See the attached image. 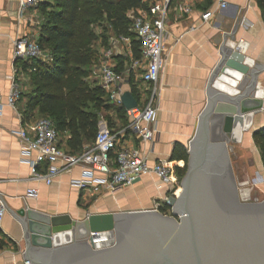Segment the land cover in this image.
Instances as JSON below:
<instances>
[{
  "label": "crops",
  "instance_id": "0c3cea01",
  "mask_svg": "<svg viewBox=\"0 0 264 264\" xmlns=\"http://www.w3.org/2000/svg\"><path fill=\"white\" fill-rule=\"evenodd\" d=\"M188 1L192 6L190 14L180 16L176 10V0L171 2L167 14L163 67L159 73L154 100L157 112L151 125L156 130L154 138L152 142H143L129 129L125 136L126 144L148 153L150 163L160 158L170 159L175 143L182 144L188 150L198 115L206 104V84L219 60V50L224 41L228 46H239L251 64H264V10L259 0H226L227 7L222 10L218 8L217 0ZM146 7L144 4L135 11L143 13ZM205 10L213 12L207 21L201 18ZM39 14L36 7L21 16L18 14V0H0V199L7 205L0 223V264H24L22 230L10 211L27 207L50 215L69 214L74 219H83L95 213L151 209L154 200L164 198L167 193L165 185L158 179L144 176L134 185L114 192L84 195L83 191L71 184V180L80 177V166L59 175L51 185L29 179V165L21 156L16 133L29 127L41 116L37 110L23 115L30 68L24 70L14 61L13 48L14 42L21 37L37 40L40 34ZM98 43L99 51L102 47L101 39ZM115 53V56L127 59L122 64L113 59L116 70L124 75L122 92L130 91L137 97L138 105L143 106L152 88L141 80V69L130 68L131 44H120ZM13 67L17 70L21 93L12 107L7 104V96ZM258 86L263 91L262 97L257 95L262 99V107L254 115L251 130L243 133L239 145L252 150L256 159L255 177L264 180V167L252 138L253 131L264 127V72L258 74ZM113 113L108 114V119L104 115L113 131L129 124L126 113L123 116ZM67 139L68 133L60 134L62 147L69 151ZM171 161L174 164V175L178 176L176 168L182 167L184 161ZM95 175L100 176L99 173ZM28 187H35L37 196L23 199ZM14 247H17V252Z\"/></svg>",
  "mask_w": 264,
  "mask_h": 264
},
{
  "label": "water",
  "instance_id": "95a60500",
  "mask_svg": "<svg viewBox=\"0 0 264 264\" xmlns=\"http://www.w3.org/2000/svg\"><path fill=\"white\" fill-rule=\"evenodd\" d=\"M219 56L188 142L181 190L169 197L170 214L140 209L74 219L27 207L10 211L22 230L24 263L264 264V199L241 196L230 160L232 144L251 130L262 107L257 92L264 64H251L225 41ZM121 102L126 109L138 104L130 91L122 92ZM103 232L111 243L95 245L98 236L91 233Z\"/></svg>",
  "mask_w": 264,
  "mask_h": 264
},
{
  "label": "built area",
  "instance_id": "2783aa9c",
  "mask_svg": "<svg viewBox=\"0 0 264 264\" xmlns=\"http://www.w3.org/2000/svg\"><path fill=\"white\" fill-rule=\"evenodd\" d=\"M43 0H18V14L23 15L27 10L36 8ZM146 4L145 12H136L130 9L127 16L131 22L130 30L136 35L140 43V56L131 57L130 68L141 69V80L151 86V94L145 104L126 109L129 124L126 127L113 131L101 116V124L92 143L84 146L79 153H70L61 145L60 132L49 117L37 118L29 127L20 129L16 134L20 142V153L29 165V179L51 185L61 174L70 172L80 166L82 172L79 178L71 180V184L83 191L84 195H99L103 192H114L126 186H132L144 176L158 179L166 187V196L154 200L151 209L161 211L163 206L170 214L169 197H176L180 190V180L174 175V164L168 158H160L149 162L148 153L139 148L126 144L127 130L135 132L143 142H152L156 130L152 125L157 107L154 103L156 85L159 73L163 67L164 40L167 34V14L173 0H140ZM176 10L180 16L188 15L192 6L188 0H176ZM220 10L227 7L226 0H217ZM211 10H205L201 18L207 21L212 16ZM97 32L100 30L97 28ZM241 41V40H240ZM108 46L98 51L99 61L93 69L92 77L106 93L108 100L118 106L121 102L123 73L115 68L114 56L119 44L130 46L128 36L118 35L108 39ZM239 47V46H235ZM121 50V49H120ZM119 51V50H118ZM123 52V51H119ZM46 53L36 40L21 37L14 42L13 59L48 60ZM16 68L13 67V76L7 96V104L14 106L21 93V86L16 77ZM0 108L2 105L0 104ZM95 173H99L97 177ZM262 181V180H261ZM244 189L243 198L249 193ZM35 187H28L23 199L37 196ZM6 213V204L0 199V223ZM98 236L95 245H109L112 241L109 233H91ZM28 264V263H24Z\"/></svg>",
  "mask_w": 264,
  "mask_h": 264
},
{
  "label": "trees",
  "instance_id": "16d2710c",
  "mask_svg": "<svg viewBox=\"0 0 264 264\" xmlns=\"http://www.w3.org/2000/svg\"><path fill=\"white\" fill-rule=\"evenodd\" d=\"M259 5L264 10V0H259ZM143 6L140 0H43L37 6L41 21L36 41L50 58L16 60L22 69L30 68L23 115L37 110L41 117L52 119L60 134L68 133L70 153H79L85 144L93 142L104 111L113 110L119 116L125 113V108L108 100L96 78L89 74L99 61L95 44L101 39L100 45L107 47L110 35L128 36L132 57L140 56V43L130 30L127 12ZM114 58L120 64L127 61L120 55ZM252 138L264 167V127L255 130ZM170 160L184 161L176 168L181 179L187 168L186 148L175 143ZM167 209L163 206L161 211Z\"/></svg>",
  "mask_w": 264,
  "mask_h": 264
},
{
  "label": "rangeland",
  "instance_id": "374dc122",
  "mask_svg": "<svg viewBox=\"0 0 264 264\" xmlns=\"http://www.w3.org/2000/svg\"><path fill=\"white\" fill-rule=\"evenodd\" d=\"M40 14L38 15L39 21H41ZM112 36L113 35H110L108 39L112 38ZM98 41L95 44L96 47H99ZM95 65L96 64H93L91 67V71L89 74L90 78H93L92 74ZM113 112H114L113 110L108 111V113L104 111L102 115L104 116L110 113L114 114ZM105 121L107 122L106 119ZM230 160H231L233 173L239 185V192L242 193L244 189L249 190L248 191L249 193L246 195L245 199L249 201H253L254 199H258V200L264 199V180L261 181L255 177L256 176L255 171L257 169L255 163L256 159L254 157V153L252 152V150L241 147L239 143H234L232 144V149L230 151ZM14 248L16 249L15 251L17 252V247Z\"/></svg>",
  "mask_w": 264,
  "mask_h": 264
},
{
  "label": "bare ground",
  "instance_id": "6f19581e",
  "mask_svg": "<svg viewBox=\"0 0 264 264\" xmlns=\"http://www.w3.org/2000/svg\"><path fill=\"white\" fill-rule=\"evenodd\" d=\"M230 82H232V81H230ZM218 86H219V88H221V89H223V90H225V91H234L231 87H229V86H227V85H224V84H222V83H219ZM262 93H263L262 89L259 88L257 94L261 96ZM261 97H262V96H261Z\"/></svg>",
  "mask_w": 264,
  "mask_h": 264
}]
</instances>
